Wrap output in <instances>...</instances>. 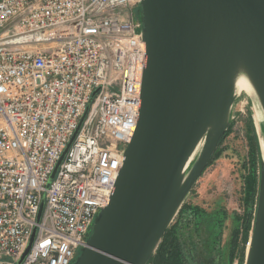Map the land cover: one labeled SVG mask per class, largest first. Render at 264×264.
<instances>
[{"label": "built area", "instance_id": "1", "mask_svg": "<svg viewBox=\"0 0 264 264\" xmlns=\"http://www.w3.org/2000/svg\"><path fill=\"white\" fill-rule=\"evenodd\" d=\"M140 2L0 0V264L33 232L19 264H70L107 205L140 106Z\"/></svg>", "mask_w": 264, "mask_h": 264}, {"label": "water", "instance_id": "2", "mask_svg": "<svg viewBox=\"0 0 264 264\" xmlns=\"http://www.w3.org/2000/svg\"><path fill=\"white\" fill-rule=\"evenodd\" d=\"M138 8L145 61L135 132L108 203L70 264L150 262L229 126L239 75L264 114V0H141ZM259 175L244 264H264L263 157Z\"/></svg>", "mask_w": 264, "mask_h": 264}, {"label": "rangeland", "instance_id": "3", "mask_svg": "<svg viewBox=\"0 0 264 264\" xmlns=\"http://www.w3.org/2000/svg\"><path fill=\"white\" fill-rule=\"evenodd\" d=\"M134 13L140 19L138 7L134 9ZM260 108L255 95L242 92L234 96L229 126L225 131L227 133L220 139L206 168L189 189L182 203L197 208L199 213L197 216H192L189 212L185 214L186 218L192 217V223L180 220L177 213L170 224L176 223V230L182 241H185L186 250L191 253L192 264H244L247 240L255 216L263 157L260 147L261 141L264 143V114ZM249 121L252 122V130ZM252 135L256 137L259 151L255 163L251 162L252 154L249 149ZM253 167L255 189L252 199L246 203V181L249 174L253 173ZM247 213L250 215V225L243 242L242 219ZM236 228L238 246L231 251L230 244ZM187 241L192 245L186 243ZM80 252L81 248L78 255ZM150 263L154 264L151 261Z\"/></svg>", "mask_w": 264, "mask_h": 264}, {"label": "trees", "instance_id": "4", "mask_svg": "<svg viewBox=\"0 0 264 264\" xmlns=\"http://www.w3.org/2000/svg\"><path fill=\"white\" fill-rule=\"evenodd\" d=\"M250 122V126H251V130H252V122ZM227 133V132H226ZM226 133L223 134V136H221V140L224 137V135H226ZM258 145H257V140L255 135H252L251 140H250V150H251V154H252V163H255L254 161L257 159L258 157ZM253 173L251 172V174H249V177L247 178L246 181V193H247V198L244 202L248 203L247 201H249L250 199H252V195L254 194V187H255V183H256V179H255V167H253ZM185 207V208H184ZM185 210V211H184ZM189 212L190 214H192V216H197V214L199 213L198 209L195 207H192L190 205H182L179 212H178V217H180V220L184 219L187 220V222H191L192 223V217L190 218H186V213ZM189 214V215H190ZM191 216V215H190ZM242 223L244 225V235H243V242H245L246 240V231L250 225V215H248V213L246 214V217L243 216L242 219ZM176 224V223H175ZM170 225L167 230H165V233L162 237L161 242L158 244V248L155 252V254L153 255V257H151V262H153L154 264H192V257H190L191 253L188 252L186 250V246H185V241L181 239L179 232L176 230L177 227L176 225ZM188 225V224H187ZM237 228L236 231L234 232L233 235V239H232V244H230L231 246V251H234L237 246H238V234H237ZM190 241H187L186 243H189ZM190 245H192L191 243H189Z\"/></svg>", "mask_w": 264, "mask_h": 264}, {"label": "bare ground", "instance_id": "5", "mask_svg": "<svg viewBox=\"0 0 264 264\" xmlns=\"http://www.w3.org/2000/svg\"><path fill=\"white\" fill-rule=\"evenodd\" d=\"M234 83H235V95H238V94H240L242 92L247 93V95L248 94L249 95H255V92H254L251 84L248 83V79H247V77L245 75H239L236 78V81ZM201 146H202V141L197 145V147L195 148V150H193L194 152L192 153V155L190 156L188 162L186 163L187 164V167L191 165L190 163L193 162L194 157H195V155L197 153V150L199 148H201ZM260 150L262 151V156H263V161H264V143H263V141H261Z\"/></svg>", "mask_w": 264, "mask_h": 264}]
</instances>
